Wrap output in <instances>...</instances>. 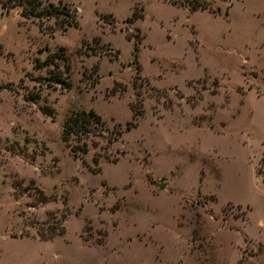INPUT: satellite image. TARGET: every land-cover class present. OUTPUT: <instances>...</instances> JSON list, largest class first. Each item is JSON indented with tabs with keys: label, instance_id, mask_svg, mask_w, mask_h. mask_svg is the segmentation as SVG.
Listing matches in <instances>:
<instances>
[{
	"label": "rangeland",
	"instance_id": "1",
	"mask_svg": "<svg viewBox=\"0 0 264 264\" xmlns=\"http://www.w3.org/2000/svg\"><path fill=\"white\" fill-rule=\"evenodd\" d=\"M194 1L0 5V264H264V0Z\"/></svg>",
	"mask_w": 264,
	"mask_h": 264
},
{
	"label": "trees",
	"instance_id": "2",
	"mask_svg": "<svg viewBox=\"0 0 264 264\" xmlns=\"http://www.w3.org/2000/svg\"><path fill=\"white\" fill-rule=\"evenodd\" d=\"M9 0H0L1 7L5 8L8 4ZM16 3L21 4L22 9L21 13L24 16H42V15H48L52 12V10H55L56 12L61 11L64 14L68 13V8L65 5H62L60 8L59 6H55L53 4H50L51 8H40L41 0H15ZM191 4V3H190ZM191 7L193 9L196 8H208V3L205 1L195 0ZM135 15V12L133 11L132 17ZM76 22L69 21L68 25H75ZM129 38V36L127 35ZM134 45V51L137 49V41L133 44ZM56 59H63V62H65V56L62 52H52V54L48 55L42 62H39L40 64H45L50 67H52V77L48 78V80L52 82H57L60 84V86L67 87L70 85L68 80L64 78V76H61L58 72L55 71V67L58 68V64L55 61ZM63 67L65 69H69V65L67 63L63 64ZM31 99L32 95H30ZM40 109L43 111V113H46L48 115H51L53 113V110L49 108L46 105H42ZM133 111V119L137 117V115L140 114V111L138 108L135 109L134 106H132ZM103 120L99 114H97L93 109H80L76 111L70 112L68 115L65 116L61 123V132H60V138L64 142H68L70 139H75L77 141H82L86 136H88L90 133L93 132L94 129L97 127L102 126ZM134 125L133 122L127 121L126 122V129H129ZM78 148H81L84 152L86 151V142L82 141L81 146H76ZM262 181L264 183V177H262ZM41 193L42 191L39 190ZM43 195V194H42ZM45 197V196H43ZM46 198H43V201H45ZM55 232L51 233V235H45L43 232L38 230V235L42 239H46L49 237H52L53 235H60L64 232V227L59 223V226L57 228H52Z\"/></svg>",
	"mask_w": 264,
	"mask_h": 264
},
{
	"label": "water",
	"instance_id": "3",
	"mask_svg": "<svg viewBox=\"0 0 264 264\" xmlns=\"http://www.w3.org/2000/svg\"><path fill=\"white\" fill-rule=\"evenodd\" d=\"M159 187H160V188H162V187H163V184H162V183H161V184H159Z\"/></svg>",
	"mask_w": 264,
	"mask_h": 264
}]
</instances>
